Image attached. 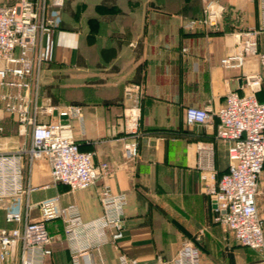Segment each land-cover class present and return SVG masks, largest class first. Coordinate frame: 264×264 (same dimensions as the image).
I'll list each match as a JSON object with an SVG mask.
<instances>
[{"label":"crops","instance_id":"0c3cea01","mask_svg":"<svg viewBox=\"0 0 264 264\" xmlns=\"http://www.w3.org/2000/svg\"><path fill=\"white\" fill-rule=\"evenodd\" d=\"M218 1L227 7L220 28L190 30L184 20L201 14L202 0H66L60 28L39 34L35 51L47 58L36 74L40 101L60 112L80 105L82 120L70 117L66 132L82 150L95 153L96 164L106 161L112 169L95 185L70 191L53 182L47 159L26 160L25 184L49 185L30 193L31 218H39L40 200L57 194L62 205L77 204L85 220L101 215L103 186L128 197L122 228L80 264H119L121 253L140 264L170 259L185 241L200 250L202 264H257L264 258V250L240 245L226 225L214 221L211 200L201 191L195 166L200 147H215L220 173L228 166L227 143L215 138L217 119L208 125L185 122L186 107L215 112L230 90L264 96V81L253 89L248 80L261 76L257 56L238 69L221 65L222 57L242 52L241 32L260 25V0ZM128 83L144 89L140 154L134 161L126 160L123 149ZM56 112L43 120L60 119ZM24 145L15 136H0V152ZM258 189L257 206L264 214V174ZM0 225L7 226L3 209ZM48 229L55 243L45 264H73L62 222H51ZM12 264H20L19 256Z\"/></svg>","mask_w":264,"mask_h":264},{"label":"built area","instance_id":"2783aa9c","mask_svg":"<svg viewBox=\"0 0 264 264\" xmlns=\"http://www.w3.org/2000/svg\"><path fill=\"white\" fill-rule=\"evenodd\" d=\"M66 0H14L0 4V108L18 125L21 134H30L31 142L17 150L0 152V209L4 210L7 226L0 225V264H12L19 256L20 264H45L52 255L55 237L48 224L60 220L64 238L73 264L81 257L111 241V232L120 230L128 203L126 193H114L102 187V213L85 220L75 203L61 204L59 194L46 197L37 204L39 218H31L30 193L48 188L26 185L25 161L32 164L39 159L50 163L53 182L66 185L70 191L87 189L111 173V165L95 163L93 151L82 150L67 124L50 118L55 111L82 120L80 105L59 108L40 101L37 82L38 67L47 58L36 52L39 34H52L62 20L51 13L65 5ZM227 7L218 0H202L201 14L186 18V29L218 30ZM261 23L241 32L243 50L221 59L227 69L243 67L247 57L257 56L261 76L251 82L261 87L264 81V0H260ZM263 37V49L261 38ZM144 89L140 83H128L124 89L126 138L124 156L128 161L139 157L140 123ZM217 119L216 140L227 143L228 166L219 172L213 145L197 150L196 169L199 171L201 191L213 205L214 221L227 226L234 239L243 246L264 250V214L257 206V194L264 174V101L256 92L241 94L230 90L224 104L215 112L188 106L187 125H208ZM2 127L0 126V131ZM9 199L10 202L5 204ZM119 264H140L138 259L121 253ZM92 263V262H91ZM97 264V263H93ZM100 264H104L101 260ZM147 264H202L200 250L185 241L170 259H157ZM257 264H264V258Z\"/></svg>","mask_w":264,"mask_h":264},{"label":"rangeland","instance_id":"374dc122","mask_svg":"<svg viewBox=\"0 0 264 264\" xmlns=\"http://www.w3.org/2000/svg\"><path fill=\"white\" fill-rule=\"evenodd\" d=\"M14 0H1L0 3H10ZM64 6L60 9H56L55 12L51 13L57 20L62 18V12H63ZM259 98H263L264 96H259ZM0 126L2 127V130L0 131V136H6V135H12L15 136L17 140L20 141V143L27 145L29 142V133L28 134H21L18 130L17 123L15 121H12L10 117H8L0 108ZM63 231L61 229V235H63Z\"/></svg>","mask_w":264,"mask_h":264},{"label":"water","instance_id":"95a60500","mask_svg":"<svg viewBox=\"0 0 264 264\" xmlns=\"http://www.w3.org/2000/svg\"><path fill=\"white\" fill-rule=\"evenodd\" d=\"M258 78H259L258 76L254 75V76L249 77L248 80L251 81V82H255V81L258 80ZM257 88H258L257 85H255L253 87V89H257ZM56 114H58V112H56ZM59 116H60L61 122L63 124H68L69 123V115L68 114H60Z\"/></svg>","mask_w":264,"mask_h":264},{"label":"trees","instance_id":"16d2710c","mask_svg":"<svg viewBox=\"0 0 264 264\" xmlns=\"http://www.w3.org/2000/svg\"><path fill=\"white\" fill-rule=\"evenodd\" d=\"M13 2H14V1H13ZM13 2H10V3H8V4H11V3H13ZM64 6H65V5H64ZM62 21H63V20L60 21L58 28H60V26H61V24H62Z\"/></svg>","mask_w":264,"mask_h":264}]
</instances>
